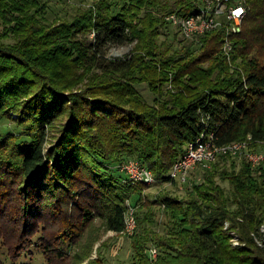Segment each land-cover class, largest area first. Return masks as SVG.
Segmentation results:
<instances>
[{
	"label": "trees",
	"instance_id": "1",
	"mask_svg": "<svg viewBox=\"0 0 264 264\" xmlns=\"http://www.w3.org/2000/svg\"><path fill=\"white\" fill-rule=\"evenodd\" d=\"M51 2L0 0V123L14 124H0V264L36 249L45 264H83L96 218L108 232H127L128 200L138 221L129 264H264V162L220 154L185 198L159 196L166 236L155 208L136 196L141 184L112 167L135 158L177 186L171 169L202 134L218 147L264 146V0H246L231 64L225 30L168 42V17L193 15L202 0H92L55 16ZM133 43L129 55L109 56ZM171 76L176 92L166 88ZM99 132L116 138L118 158L98 152L108 142L93 137Z\"/></svg>",
	"mask_w": 264,
	"mask_h": 264
},
{
	"label": "rangeland",
	"instance_id": "2",
	"mask_svg": "<svg viewBox=\"0 0 264 264\" xmlns=\"http://www.w3.org/2000/svg\"><path fill=\"white\" fill-rule=\"evenodd\" d=\"M92 2V0H52L51 4H52V8L55 9V14L57 13H62V15L67 14V12H72L73 11V7L77 6V5H90ZM170 29V36H169V41L170 43H174L175 47H181L178 46L179 41L181 39H186L184 38L179 29L175 26H172L169 28ZM179 32L177 34V38H176V33ZM162 40L165 39V37H161ZM174 39V41H173ZM197 39V38H195ZM195 39H186V40H195ZM135 43H133L132 45H123V46H117V47H113L111 48L110 52H109V56L114 58V57H124L126 55H129L130 53H132L134 51V47ZM224 52V51H223ZM233 52V51H232ZM225 54V53H224ZM227 60L229 61V63L231 64V59H232V54L230 56H228L227 54H225ZM138 89L141 91V93L144 95V97L146 98V100L148 101V103H153V94L148 86V84L143 83V84H139ZM166 88L168 90H171L173 92H176V88L173 84V79L172 76L170 77V80L166 86ZM124 103V100H121ZM2 125H4L3 127H9L14 128V124L11 122H7V123H0ZM52 132V131H50ZM50 135V134H49ZM52 133L49 137V142L48 145H50V141L52 139ZM93 137L96 138V140H99L101 142H106L107 139V145L105 146L104 151L100 150L98 151L101 154L106 153L107 157L109 160L114 159V156H117L116 158L119 157V150L117 148H115L113 145H110L111 143H113V140L116 138H111L109 135H107L106 133H94ZM110 145V146H109ZM109 146V147H108ZM263 154L264 155V146H258V148L256 149H252L249 147H244L240 150V153L243 156L247 155V154ZM235 156V155H233ZM219 155L215 158V159H211V160H205L202 163H198L196 165H194L189 171L188 174L186 176V180H182L181 177H177V186L176 185H172L171 183H160L157 182L156 177L154 175V180L153 182H143V181H137V182H132L130 174L128 173L126 167L131 164V163H139L142 167H145L141 164V162L138 159L135 158H129L127 161H125L122 164H113L112 167L114 168H118V170H120L121 174H123L122 176H125L126 178H128V181L134 185V184H141V190L139 192V194H137L136 196H141L142 198V203L143 206L144 204L147 207V204L150 206V208H155L154 211L156 212V221H160V223L157 227H155L156 231L160 234V235H165L163 233V224L166 220V216L164 213H162L161 210L157 209L159 207H155L153 202L159 198V196L164 195L165 193H171L174 195H177L181 198H185V196L187 195V190H191L192 186L190 182H197L198 184H201L204 180V173L206 170L211 169L213 163H215L218 159ZM242 157H239L240 160H238L239 162H241ZM174 166V165H173ZM116 168V169H117ZM146 168V167H145ZM173 169V168H172ZM171 169V172H172ZM152 172V171H151ZM153 173V172H152ZM216 182L218 185H220L222 188H224L225 190L229 191L230 190V184L227 181H222L221 179H216ZM189 183V184H188ZM139 186V185H138ZM141 193V194H140ZM99 198V197H98ZM98 198L96 199V204L99 203ZM132 200H128L127 205H129V207L131 208L133 215H134V219H135V225L132 223V229H134L133 231H131L130 233H121V234H117L115 232H108L105 228H104V223L103 220L100 218H96L90 225V227H88V229L85 231L84 233V242H86V240L89 237V234L91 232V237H89L90 240H92V243L94 244V248H92L91 252L92 255L89 258V260L85 261L83 264H90V262H94L93 264H129L131 262V258H132V248H131V239L130 237L133 236L136 231L138 230V221L136 218V208L132 206ZM131 205V206H130ZM51 220V219H49ZM52 224H55L53 220ZM63 223L59 222L58 225L56 226H52V229L50 230V232H53L54 230H58L60 227L62 226ZM15 241V240H14ZM8 243L10 245H13L14 242L13 241H8ZM3 244H1L0 242V260L3 261L4 258L7 256L5 250L3 249ZM80 250V249H79ZM82 251V250H80ZM158 248L155 246L150 247V249L148 250L149 255L152 256V258L157 259L158 258ZM31 254H33V256H31ZM31 254H29L30 256L28 257H23L21 259V261L18 264H45L44 263V258H43V254L41 252V250L36 249L35 251H33ZM100 258V259H98ZM154 259V260H155ZM60 264H68L67 263H60ZM92 264V263H91Z\"/></svg>",
	"mask_w": 264,
	"mask_h": 264
},
{
	"label": "built area",
	"instance_id": "3",
	"mask_svg": "<svg viewBox=\"0 0 264 264\" xmlns=\"http://www.w3.org/2000/svg\"><path fill=\"white\" fill-rule=\"evenodd\" d=\"M197 12L187 17L172 14L168 17L172 26L179 29L181 35L186 39H195L211 31L225 30V41L223 51L230 56L233 51L231 38L242 31V26L248 13L246 0H202ZM249 143H234L229 146L218 147L213 142V136L202 134L195 142L188 145L186 153L175 162L170 178L186 180L188 171L196 164L205 160L215 159L220 154L232 152L233 155L240 153ZM247 160L253 166H259L264 162L263 154H247ZM132 182L143 181L153 182V173L139 163H131L126 167ZM132 223L135 219L132 210L126 219L127 232L130 233ZM125 233V232H124ZM236 240V239H235ZM235 243V241H234ZM237 244V242L235 243Z\"/></svg>",
	"mask_w": 264,
	"mask_h": 264
}]
</instances>
